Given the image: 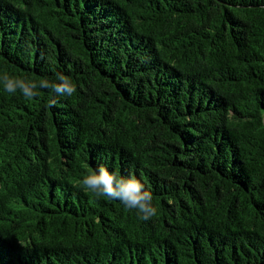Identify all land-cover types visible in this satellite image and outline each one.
Segmentation results:
<instances>
[{"label":"trees","instance_id":"16d2710c","mask_svg":"<svg viewBox=\"0 0 264 264\" xmlns=\"http://www.w3.org/2000/svg\"><path fill=\"white\" fill-rule=\"evenodd\" d=\"M4 73L76 93L0 83V264H264V0H0Z\"/></svg>","mask_w":264,"mask_h":264},{"label":"clouds","instance_id":"9594fccd","mask_svg":"<svg viewBox=\"0 0 264 264\" xmlns=\"http://www.w3.org/2000/svg\"><path fill=\"white\" fill-rule=\"evenodd\" d=\"M0 83L6 93L14 95L19 91L29 101L40 95V89L50 90L56 96L71 97L76 93V85L63 73H57L55 81L47 78L39 81L26 80L4 73L0 76ZM55 103V100L50 101L48 107H54ZM79 183L87 193L96 198L118 200L126 210H135L141 220H148L157 214L158 210L152 203V193L145 190V186L134 176L125 178L114 172L109 173L104 166H100L98 172L90 170Z\"/></svg>","mask_w":264,"mask_h":264}]
</instances>
